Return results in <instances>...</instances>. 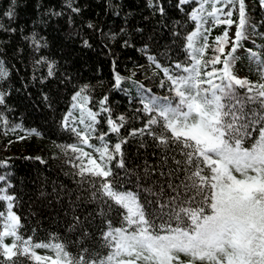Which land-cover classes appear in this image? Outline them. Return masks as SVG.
Listing matches in <instances>:
<instances>
[{
  "label": "trees",
  "instance_id": "1",
  "mask_svg": "<svg viewBox=\"0 0 264 264\" xmlns=\"http://www.w3.org/2000/svg\"><path fill=\"white\" fill-rule=\"evenodd\" d=\"M199 7V0L183 4L180 0H0V70L4 73L0 78V143L5 147L0 148V195L13 197L11 211L19 217L22 235L34 242L63 243L73 255L83 246H98L101 204L93 193L100 180L85 177L82 181L76 175L74 165L80 161L69 146L78 145L94 159L98 157L80 144L71 129L83 132L92 124L95 131L89 143L97 147L107 144L114 154L109 167L131 179L132 184L126 187L137 190L136 177L126 176L125 169L117 166L120 157L114 153V145L121 139L128 141L122 150L129 172L136 169L143 176L146 164L159 162L161 150L151 136L130 135L149 118L143 111L141 86L150 90V95L174 97L167 77L148 57L153 56L174 74L176 63L190 65L187 36L196 30L197 21L191 15ZM204 7L201 16L206 23L201 31L211 29L204 33L210 45L204 59L210 60L217 54L212 49L217 46L216 38L224 35L226 24H216L207 15L211 3ZM233 8L237 12L231 19L238 25V3L224 11ZM245 9L247 36H252L255 44L240 41V53H234L238 57L234 73L262 83L249 56L256 52L264 59V53L258 52L264 50V7L260 0H245ZM231 48L225 46V53ZM81 90V97L74 100ZM88 112L95 115L94 122ZM82 114L84 124L80 123ZM109 119L123 124L119 133L111 131ZM153 130L159 132L160 128L153 126ZM152 179H161L158 171ZM146 183L150 186L151 180ZM8 210V201L0 200V213L7 216ZM73 216L85 222L87 237L80 230L69 229ZM5 242L11 243V238ZM35 251L54 256L48 249ZM25 264L35 261L26 260Z\"/></svg>",
  "mask_w": 264,
  "mask_h": 264
},
{
  "label": "snow or ice",
  "instance_id": "2",
  "mask_svg": "<svg viewBox=\"0 0 264 264\" xmlns=\"http://www.w3.org/2000/svg\"><path fill=\"white\" fill-rule=\"evenodd\" d=\"M188 2L180 0L182 4ZM199 3L191 15L197 21L196 30L187 36L192 63H176L174 74L153 56L148 57L167 77L174 97H156L141 86V103L149 118L143 128L134 129L130 135L151 136L161 150L159 162L155 166L146 164L143 176L136 169L129 172L122 150V144L128 141L121 139L114 145V153L120 157L117 166L125 169L126 176L136 177L137 190L126 187L132 184L131 179L122 178L109 167L114 154L107 144L97 147L89 143L95 131L92 124H87L83 132L71 129L80 144L98 157L94 159L78 145L69 146L80 161L74 165L76 175L82 181L85 177L100 180V187L93 193L101 204L97 213L98 246H83L73 255L63 243L26 238L19 231V217L11 211L13 197L0 195L9 207L7 216L0 213V264H25L26 260L35 264H264V83H252L234 73L238 60L234 53L240 41L248 38L245 0ZM208 3L211 11L207 15L213 22L229 26L234 23L233 12L224 8L238 3L239 23L231 50L225 53V32L215 40L217 46L212 51L217 54L205 60L210 45L204 33L211 29L201 31L206 23L201 13ZM260 4L264 7V0ZM221 15L227 19L221 20ZM249 59L264 80V59L256 52H250ZM209 65L211 70H206ZM3 75L0 70V78ZM120 82L117 75L116 85ZM82 92L73 99L80 98ZM80 107L83 113V104ZM87 116L95 121L92 112ZM80 123H85L83 114ZM108 123L116 133L123 126L111 119ZM153 126L160 131H154ZM140 146H145L143 140ZM157 171L161 179H152ZM149 180L150 186L146 183ZM91 183L95 187V180ZM69 229L80 230L84 237L89 235L85 222L77 216H73ZM8 238L11 243L5 242ZM42 248L54 256L37 254L35 250Z\"/></svg>",
  "mask_w": 264,
  "mask_h": 264
},
{
  "label": "rangeland",
  "instance_id": "3",
  "mask_svg": "<svg viewBox=\"0 0 264 264\" xmlns=\"http://www.w3.org/2000/svg\"><path fill=\"white\" fill-rule=\"evenodd\" d=\"M235 12H237V9L236 8L233 9V13H235ZM222 19L223 20L224 19H227V17L226 16H223ZM236 28H237L236 23H233L231 26H229V25H226L225 26V32H227V40H228L227 45H232V41L235 40ZM0 148L3 149V150L5 149V147L1 143H0Z\"/></svg>",
  "mask_w": 264,
  "mask_h": 264
}]
</instances>
